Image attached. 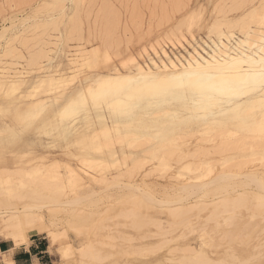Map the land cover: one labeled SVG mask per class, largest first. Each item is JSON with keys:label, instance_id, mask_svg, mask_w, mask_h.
Masks as SVG:
<instances>
[{"label": "bare ground", "instance_id": "bare-ground-1", "mask_svg": "<svg viewBox=\"0 0 264 264\" xmlns=\"http://www.w3.org/2000/svg\"><path fill=\"white\" fill-rule=\"evenodd\" d=\"M77 2L78 0H46V5L51 9H55L54 14H50L51 16L47 19H32L31 23L28 21L31 25L24 23V25H28L27 29L23 28L25 33L26 31L30 32L34 37H32L33 46L29 47L30 45H27L28 42L25 40L23 43V47H26L29 56H27L28 59L25 61L27 67H34L37 72H45L44 66L46 64L43 66L39 62H42L41 59L45 58V62H48V70H50L52 66H50L51 58L48 53L51 54L54 51H51V46H53L56 48V51L53 52L54 55L59 52L66 53L65 48L68 49V54H64L63 57L66 58L69 72L62 73L60 83L64 84L74 81L79 73L86 70H97V73L93 77L84 79V82H80L68 94L62 95L61 98H54L48 103L35 101L24 112H16L13 116L15 124L24 126L23 130H17L7 124L0 125V159H2L0 160V239L10 240L15 245H20L27 244L29 235L37 234L45 235L49 239L51 247L56 246L58 234L53 229L54 222L52 221L56 214L68 212L66 204L74 203V201L68 199L64 201L63 205H59L63 198H67L66 188L81 185L80 187L83 191L75 199L76 203H80L86 197L91 198L94 196L95 192L87 182H99L104 185L116 183V178L120 177V175L108 178L103 171L106 169L108 171L110 166L115 167L120 163L115 156L114 145L116 146L117 144L119 146L123 143L129 145V147L136 145L135 148H137L154 142L150 150L141 151L142 155L143 153L146 156L150 155L151 159H158L160 155H165L164 158L167 157L177 163L183 157L184 159L189 158L192 161L182 168L192 173L202 172V168L207 171V173L202 175L203 179L197 176L193 179H188L185 183L177 182L178 185H174L178 187H176L178 191L175 192L179 194L175 195L174 198H170V200L166 199L170 203V205L166 203L169 205L166 209V214L172 220L171 223L185 224L186 219L182 216L195 209L196 211L207 210L206 222H212L214 227L220 228L223 224L228 228H237V212L241 209H252L250 206V202L253 201H250L252 197L257 198V200L254 198L256 200L255 203H257V205H254L259 210H262V207H264V175L257 170L251 169L250 164L254 163V161H259L264 167V92L259 91V89L253 91L243 87L239 81V77L242 74L239 70L242 69L246 72L249 68L258 69L264 62V38L261 37V34H264V0H242L241 5H244L243 7L247 6V8L241 17L234 20L214 22L209 28L207 37H211V34H214L216 40L209 38L214 48L209 46L211 53H206V57L195 50L188 57L180 56L182 59H179L174 56V59L171 60L166 58L165 51L161 50L162 55H160L165 57L163 60L159 58L156 61L153 58H147L148 64L140 65L137 61V63L135 62L134 58L128 57V62L133 64V66L135 65L132 70L126 71L124 70L126 68L125 64H120L119 67L114 65L103 72L98 71L100 70V65L111 61L107 51V41L110 39H107V36L111 33L109 32V24L103 10L99 16L100 23H103L104 27V30L99 33L101 34L99 36H101L102 48L91 46L89 49L83 44H77L74 47L67 45L71 34H75L78 41H81L82 37L78 9L75 8ZM180 25L182 26L183 23ZM184 25L190 30L192 22L188 21ZM93 26L95 25L93 24ZM223 27L227 30L224 31ZM7 28L3 29L2 27L0 38L4 36ZM236 29L241 38H236L233 35ZM88 32L90 33V31ZM54 34L56 35L54 36ZM45 36L47 38H44ZM235 38L237 40H234ZM63 42L66 44H63ZM34 47L37 48L33 50ZM157 53L154 50L155 56L158 55ZM8 54L12 53L9 52ZM189 64L202 65L208 68L214 76L231 84L232 94L221 98L224 102L217 107L215 114L210 116L204 112L196 111V105L193 104L191 99L188 101L187 106L170 99V102L161 101L159 104L153 105L144 103L141 107L131 109L127 114H120L122 106L138 102L134 98L138 97L140 90L144 89L143 84L135 83L138 77L150 74L166 79L173 73L183 71ZM2 66H0V91L13 90L21 92L22 89L28 90L32 86L36 89L41 87L48 88L54 83L52 76L40 73L29 83L24 77L27 71L22 72L24 68L20 72L15 70L10 73L7 66ZM8 67H11V65H8ZM129 81L133 83L129 84ZM99 92H104L106 95L100 102H96L93 98V93ZM83 99H86V109L79 115L72 114L70 106L74 101ZM37 106L42 107L32 111ZM173 106L181 113V117L177 116ZM229 124H231L232 129L228 128ZM28 133L49 135L54 137L53 142L62 144L64 149L73 148L75 150L73 157L77 160L83 172V175H79L80 179H69L67 181L60 172L55 170V167L26 168L27 166L22 161L23 158L14 156H17L21 149L31 145L30 140L23 138ZM196 133H200L203 137L208 136L209 139H213L212 141H219L217 146L215 145L214 147L212 145L214 147V155L222 156L228 152L235 155L233 158L223 159V163L214 174V177L208 178V175L214 171L211 166L213 164L202 165L199 162H193L195 158V160H198L200 155L207 154L205 149L203 150L206 153L196 147L185 155V153L179 152L178 148L175 147L177 143L186 140L184 139L185 137L193 136ZM166 147L171 149L164 152L163 150ZM120 153L124 156V165L131 164L122 175L131 177L135 167L139 164L142 165V160L145 158H140V155L134 157L132 153L126 156L124 151H120ZM7 156L12 159V162L3 159V157ZM42 159L45 160L44 157ZM160 165L163 167L168 166V164L164 163ZM249 166L250 168H248ZM115 168L117 169V167ZM186 170L183 171L185 172ZM72 173L73 170L68 166L67 176ZM126 186L129 191L136 189L137 194L145 195V198L151 200L153 204L162 201H158L150 195L151 193H143L144 191L139 193L138 185L129 184ZM251 188H254L252 193H250ZM199 193L207 196L212 194L213 198L216 196V199L208 202L203 200L190 205L186 204L189 206L181 203L188 196ZM90 195L91 197H89ZM132 205L134 206L135 203ZM251 212L253 213V211ZM225 214L228 215L225 216ZM46 215L48 218H46ZM49 218L51 220H48ZM145 223L147 222L144 221ZM152 223L157 228L160 227V222ZM250 226L249 223L243 226V230L246 231L244 233L241 229H234L233 231L230 230L231 232L229 233H223L222 237L228 241L236 239L235 241L237 242L238 240L241 245L243 243L247 244L245 241L247 238L240 239L239 237L250 236V229L252 230ZM257 228L255 226V229ZM203 232H205L204 229ZM64 251L67 254L69 247H66ZM80 251L81 256H93L92 247L87 246V248H83ZM185 252L186 255L179 260L185 264H246L244 263L246 260L241 262L233 254L227 257L230 258L229 261L224 260L222 262L220 261L221 259L219 261L211 259L205 251H195L187 248Z\"/></svg>", "mask_w": 264, "mask_h": 264}, {"label": "rangeland", "instance_id": "rangeland-1", "mask_svg": "<svg viewBox=\"0 0 264 264\" xmlns=\"http://www.w3.org/2000/svg\"><path fill=\"white\" fill-rule=\"evenodd\" d=\"M79 2L80 4H78ZM241 4L242 0H78L75 8L78 9L82 37L81 41H78L77 36L71 34L67 45L74 47L77 44H83L89 49L91 46L102 48L101 36H99L101 34L99 33L104 30V27L103 23H100L101 20L99 16L100 12L103 10L109 24V32L111 33L107 36V39L110 38L107 41V51L111 61L107 64H101L99 67L101 71L98 70L99 72H103L114 65L119 67L120 64H125L126 68H124V70H132L135 65L133 66V64L128 62V57L134 58L135 62L137 61L140 65L148 64L147 58H153V60L156 61L159 58L163 60L165 57L161 56V50H164L167 55L166 58L171 60L174 59V56L179 59H182V56L188 57V55L193 54L195 50L206 57V53H211L209 49V46L212 47L210 39L216 40L214 34H211V37H207L210 26L214 22L234 20L241 17L247 8V6L243 7L244 5L242 6ZM54 11V8L51 9L46 5V0H0V32L8 27L5 32L6 35L4 34V36L0 38V66L3 64L2 67L7 66L10 73L15 70H19L20 72L22 68H24L22 72L27 71L24 77L29 83L32 82L39 73L45 75L49 74L54 79L53 85L48 88L41 87L36 89L32 86L34 88L31 87L28 90L22 89L21 92L1 90L0 125L7 124L9 127L12 126L17 130H23L24 126L15 124V118H13V116L16 112H24L27 107L35 101L48 103L54 98H61L62 95L68 94L80 82H84L86 78L93 77L97 73V70H86L79 73L74 81H69L64 84L60 83L62 80V73L69 72V70H67L68 65L66 58L63 57L64 54H68V49L65 48L66 53L59 52L54 55L53 52L56 51V48L53 46H51V51H54L51 52V54L48 53L51 58L50 66H52L50 70H48V62H45V58L41 59L42 62L39 61L43 66L46 64L44 66V69H46L45 72H37V70H34V67L29 68L25 65V61L29 56L26 47H23V43L25 40L28 42L27 45H30L29 47L33 46L34 37L30 32L28 33L26 31L25 33L23 28L27 29V26L31 25L29 23H31L32 19L49 18V16H51L50 14H54ZM95 14H97V16H95ZM188 21L192 22L190 30L184 25L187 24ZM25 22L28 25H24ZM182 23L183 25L181 26L180 24ZM93 24L95 26H93ZM223 30L226 31L227 29L223 27ZM88 31H90V33ZM20 33L25 37L24 39L19 35ZM55 35L56 34H54V36ZM233 35L236 38L240 37L237 29L234 31ZM15 36L17 37L13 39L12 37ZM261 37L264 38V34H261ZM44 38L47 37L45 36ZM236 38L234 40H237ZM19 39L20 41L22 40V42H20ZM51 39L55 40L53 38ZM63 44L66 43L63 42ZM36 48L37 47H34L33 50ZM154 50H156V53L158 51V55H154ZM8 51L12 54L9 55ZM8 65H11V67H8ZM53 102L55 103V101ZM41 107L42 106H37L32 111L40 109ZM173 107L177 116L181 117V113L175 106ZM217 109L218 108L214 110V114ZM210 116H212V114ZM228 128L232 129L231 124L228 125ZM23 138L30 140L31 145L21 149L19 154L14 157L23 158L22 161L25 166H27L26 168L55 167V170L60 172L67 181L69 179H80L79 175H83L81 166L73 157V153L75 152L73 148L64 149L62 144L53 142L54 137L49 135L28 133L24 135ZM184 139L186 140L182 141L183 143L179 142L175 146L178 148L179 152L185 153L186 155L196 147L199 148V150L205 149L207 151L206 155H200V158L198 157V160H195V158L193 162H199L202 165L207 163L210 165L213 164L211 166L214 168V171L210 174L211 176L208 175V178L215 176L214 174L220 169L224 158L229 159L235 156L233 153L230 154L229 152L222 156L217 154L214 155V147L218 145L217 143L219 141H212L213 139H209L208 136L203 137L200 133L185 137ZM153 143L154 142L147 143L148 146L146 144L141 145V148H135L136 145L130 146V148L129 145L125 143L119 146H117V144L116 146L114 145V150L116 152L115 156L121 164L119 163L118 165L120 166H115L117 169L110 166L108 171L106 169L103 173L106 174L108 178L118 175H120V177L116 178V183H109L106 185L99 182H87L95 192L94 196H89L92 199L86 197V201L80 202L81 204L76 203V197L83 191L80 187L81 185L78 187L66 188L65 192L67 198H63L59 205H63L64 201L68 199H71L70 201H74V203L66 204V210H68V212L56 214L52 221L54 222L53 229L58 234V238L56 246L51 247V250L58 255L60 262H62V264H185L181 263L179 260L186 255L185 250L191 248L195 251H205L208 257L215 261H219V259H221L220 261L222 262L224 260L229 261L230 258L227 257L233 254L237 256L239 258L238 260L241 262L246 260L244 262L246 264H264V207H262V210L256 207L257 203L255 202L257 198L255 197L250 199V201L253 200L250 202L252 209H241L237 212V228H228L223 224L220 228L214 227L212 222H206L207 210L196 211L195 209L182 216L186 219L185 224L171 223L172 220L169 219L166 214V209L169 207L170 203H168L166 199L170 200V198H174L175 195L179 194L176 193L178 189H176L177 186L175 187L174 185L177 184V182L185 183L188 179H193L197 176L203 179L202 175L207 173V171L202 168V172L199 171L198 173L197 171L196 173H192L182 168L192 161L189 158L184 159L183 157L182 160L177 163L167 157L164 158L165 155H160L158 159H151L150 155L146 156L144 153L142 155L141 151L145 149L150 150L154 145ZM212 145H214V147H212ZM168 149L170 150L171 148L166 147L163 151L165 152ZM120 151H124L126 156L132 153L134 157L140 155V158L146 159H141L143 162L142 165L139 164L135 167V172L133 171L131 175L132 178L127 175H122L131 164L124 165V156L121 155ZM144 155L145 157H143ZM43 157L45 160L42 159ZM3 159L12 162V159L8 158V156L3 157ZM127 159L126 161L128 163ZM161 163L168 164V166L164 165L165 167H163L160 165ZM68 166L73 170L72 174H68L69 176H67ZM250 166L252 167L251 169L257 170L260 174L262 173L264 175V167L259 161H254ZM250 166L248 168H250ZM255 166L257 169H254ZM183 170L186 171L184 172ZM129 184L134 186L138 185V189H140L139 193H142V191H144L143 193H151L150 195L155 197L158 201L162 200L163 203L161 204V201L160 203L153 204L151 200L145 198V195L137 194L138 192L135 188H132L135 189L134 191H129L126 186ZM253 189L254 188L250 189V193L254 192ZM212 199L215 200L216 196L213 198L212 194L207 196L199 193L197 195L188 196L186 199H183L181 203L185 206H189L194 202L203 200L208 202ZM133 202L135 203L134 206L132 205L134 204ZM251 211H253V213ZM227 215L228 214H225V216ZM46 218H48L47 215ZM48 220L51 219L49 218ZM144 221L147 223L144 224ZM152 222H160V227L157 228ZM246 223L251 225L250 228H252V230L250 229V231L252 233L250 232V236H242L239 238H247L248 240L245 239L247 244L243 243L244 245H241L238 240V243L235 241L236 239H234V241L223 239V233H229L234 229H241L243 233L246 232L243 230V226H245ZM255 226L258 228L255 229ZM203 229L205 232H203ZM217 229L218 231H216ZM40 236L45 238V235ZM45 239L47 242L49 241L48 238ZM87 246L93 249V256L91 257L80 255V250L87 248ZM66 247H69L67 254L64 251Z\"/></svg>", "mask_w": 264, "mask_h": 264}, {"label": "snow or ice", "instance_id": "snow-or-ice-1", "mask_svg": "<svg viewBox=\"0 0 264 264\" xmlns=\"http://www.w3.org/2000/svg\"><path fill=\"white\" fill-rule=\"evenodd\" d=\"M239 71L242 73L239 81L243 87L264 92V62L258 69L249 68L246 72L242 69ZM135 83L144 85L139 96L134 98L138 102L122 106L120 114H127L131 109L141 107L144 103L153 105L161 101L170 102V99L187 106L191 99L196 105V111L211 115L224 102L221 98L233 92L230 83L214 76L208 68L193 64H189L183 71L173 73L166 79L149 74L138 77ZM105 95L104 92L93 93V98L96 102H100ZM85 109L86 99L76 100L70 106L74 115H79Z\"/></svg>", "mask_w": 264, "mask_h": 264}, {"label": "crops", "instance_id": "crops-1", "mask_svg": "<svg viewBox=\"0 0 264 264\" xmlns=\"http://www.w3.org/2000/svg\"><path fill=\"white\" fill-rule=\"evenodd\" d=\"M28 238L27 244L20 245L0 239V264H62L46 237L32 234Z\"/></svg>", "mask_w": 264, "mask_h": 264}, {"label": "clouds", "instance_id": "clouds-1", "mask_svg": "<svg viewBox=\"0 0 264 264\" xmlns=\"http://www.w3.org/2000/svg\"><path fill=\"white\" fill-rule=\"evenodd\" d=\"M65 238H66V234H65Z\"/></svg>", "mask_w": 264, "mask_h": 264}]
</instances>
